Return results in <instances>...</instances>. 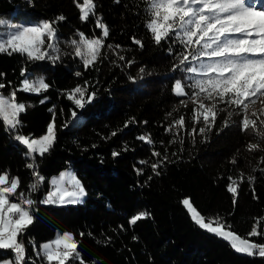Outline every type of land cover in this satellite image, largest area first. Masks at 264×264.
<instances>
[{
  "label": "trees",
  "instance_id": "trees-1",
  "mask_svg": "<svg viewBox=\"0 0 264 264\" xmlns=\"http://www.w3.org/2000/svg\"><path fill=\"white\" fill-rule=\"evenodd\" d=\"M95 3L97 15L109 26V36L101 58L85 70L69 41L78 38V31L99 36L96 17L82 22L74 0H0V18L10 22L31 19L37 23L61 14L66 18L57 25L63 53L59 60L27 61L18 53H0V83L5 84L0 93L7 95L31 76H40L50 85L39 94L17 92V101L26 105L17 131L31 137L40 135L47 120H52L49 109L55 106L56 111V142L48 153L36 158V170L44 181L32 194L37 201L32 211L34 222L22 236L26 258H36L31 242L38 246L55 233L68 231L75 235L87 264H264V258L237 253L228 242L200 229L182 204L184 198H190L202 215H219L234 232L246 237L255 219L264 217V164L260 162L264 140L251 128L242 132V116L236 112L224 127L228 117L222 111L206 138L197 135L194 142L181 130L184 143H179V138L170 143L174 137L165 129L173 119L183 115L187 129L193 126L194 104L181 105L179 101L186 97L173 92L175 79H184L179 69L172 71L179 46L173 45V53H169L167 41L154 43L145 27L143 0ZM133 37L143 42L142 48L133 43ZM117 53L125 59L120 60ZM85 81L88 92L96 95L77 108L65 93ZM254 104L249 105V115L264 112V98ZM148 134L153 145L137 139ZM14 137L0 121V172L19 177L20 188L27 190L35 180L33 170L26 167L31 161L25 155L26 148ZM249 143H259L260 150L247 151ZM153 150L169 157L159 176L150 167L160 159L152 155ZM113 152L119 155L113 156ZM233 158L236 164L231 162ZM142 160L149 164H141ZM65 168L80 176L86 191L83 202L40 203L48 177ZM137 169H142V174ZM241 174L244 182L239 185L234 206L227 191L228 178ZM248 176L255 177L252 184ZM139 212L149 216L131 225L130 217ZM260 227L264 230V223ZM251 239L264 242V237ZM13 255L11 250L0 249V259H12Z\"/></svg>",
  "mask_w": 264,
  "mask_h": 264
},
{
  "label": "snow or ice",
  "instance_id": "snow-or-ice-1",
  "mask_svg": "<svg viewBox=\"0 0 264 264\" xmlns=\"http://www.w3.org/2000/svg\"><path fill=\"white\" fill-rule=\"evenodd\" d=\"M74 3L80 13L79 19L87 22L90 17H96L95 27L101 31L99 36L92 37L78 31V38L69 41L74 56L88 70L102 56L105 40L109 36V26L97 15L95 0H82V3L74 0ZM143 3L147 17L145 27L154 43L160 45L162 41H167L169 53H173V45L179 46L177 64L172 71L179 69L184 73V79H175V96L186 97L179 101L185 107L189 101L194 104L191 130L187 129L183 115L173 119L166 127L165 131L174 137L170 143H176V138H179V143H184L181 130L191 136L194 142L197 135L206 138L207 133L215 127L222 111L227 112L228 117L224 121V127L229 125L233 112H236L242 116L241 131L246 132L251 128L264 140V112L248 114L249 105L264 98V6H259L258 0H143ZM65 19L62 14L52 20L29 24H12L0 19V53H18L27 61L59 60L63 53L57 25ZM133 43L143 47V42L135 37ZM117 55L120 60L125 59L123 55ZM143 72L144 69L141 68L140 73ZM80 75L79 71L76 72V76ZM21 76H25L24 69L21 70ZM130 79L135 82V78ZM4 87L5 84L0 83V89ZM49 87L42 77L35 80L25 78L19 88L13 89L7 95L0 93V121L7 131L15 133V140L27 149L25 155L31 162L26 167L33 170L35 178L27 190H22L19 177L11 176L7 171L0 172V249L11 250L14 254L12 259L0 260V264H37V260L40 264H87L79 251V242L70 232H58L53 239L42 242L39 246L31 242L36 258H26L22 236L34 222L32 211L37 201L32 198V194L39 190L44 181L36 170V158L43 157L56 142V111L55 106L49 109L52 120L43 135L35 138L21 134L17 130L21 125L20 115L26 111V105L17 101V92L39 94ZM65 94L77 108L90 103L96 95L95 92H88L87 81ZM229 108L233 111H227ZM168 115L171 116V113ZM75 116L76 112L72 111V117ZM200 124L203 126L197 128ZM112 135L116 133L113 132ZM137 139L149 145L154 144L150 134L140 135ZM260 148L259 143L246 145L249 152ZM117 155L119 153L113 152V156ZM152 155L160 158L150 164L153 174L159 176V169L169 157L155 150ZM231 162L237 163L235 158ZM260 162L264 164V157H261ZM140 163L149 164V161L142 160ZM142 171L137 169L138 174H142ZM151 179L150 176L149 180ZM228 179L230 183L227 191L232 194L235 206L238 188L244 182V176L241 174L238 178ZM254 180L255 177H247L249 184ZM50 185V190L40 203L79 204L86 195L80 179L71 171L61 172L59 177L51 179ZM182 204L200 229L228 242L237 253L264 258V242L251 239L264 237V230L260 227L264 223V217L256 218L251 231L246 237H242L232 230V226L223 217L202 215L190 198L183 199ZM148 216L147 212H139L130 217L129 223L135 225Z\"/></svg>",
  "mask_w": 264,
  "mask_h": 264
},
{
  "label": "rangeland",
  "instance_id": "rangeland-1",
  "mask_svg": "<svg viewBox=\"0 0 264 264\" xmlns=\"http://www.w3.org/2000/svg\"><path fill=\"white\" fill-rule=\"evenodd\" d=\"M79 2L82 3V0H79ZM258 5H259V6H263V5H264V0H258ZM0 19H3V20H5V21L10 22L9 20H7V19H5V18H0ZM10 23H12V24H29V23H35V22L32 21L31 19H20V20H18V21H12V22H10ZM27 78H28L29 80H35V79H37V78H40V76H31V77H27ZM254 105H256V104H254ZM50 121H51L50 119L47 120V122H46V124H45L44 131H43L40 135L32 136V137L38 138L39 136L43 135V134L46 132L47 125H48V123H49ZM23 146H24V145H23ZM26 150H27V149H26ZM65 171H71L72 173H74L70 168H65V169H62V170L58 171L57 173H54V174H52V175H50V176L48 177V179H47V180H48V187H47V189L44 191V193H43V195H42V199H41V201L45 199L46 194H47L48 191L50 190V187H51V185H50V181H51V179H52V178L59 177L60 173H61V172H65ZM74 174L77 176L78 179H80V176H78L76 173H74ZM80 181H81V179H80ZM184 199H185V198H184ZM55 205H61V204H55ZM63 205H64V204H63ZM63 232H68V231H63ZM63 232H61V233H63ZM55 234H56V233H55ZM55 234H54L51 238H49V239H47V240H44V241H42V242L50 241L51 239L54 238ZM42 242H40L39 245H40ZM39 245H38V246H39ZM8 259H9V258H1L0 260H8Z\"/></svg>",
  "mask_w": 264,
  "mask_h": 264
}]
</instances>
